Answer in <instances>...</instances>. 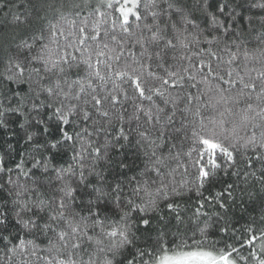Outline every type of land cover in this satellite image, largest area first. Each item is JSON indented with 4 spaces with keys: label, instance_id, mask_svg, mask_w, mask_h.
I'll list each match as a JSON object with an SVG mask.
<instances>
[{
    "label": "snow or ice",
    "instance_id": "1",
    "mask_svg": "<svg viewBox=\"0 0 264 264\" xmlns=\"http://www.w3.org/2000/svg\"><path fill=\"white\" fill-rule=\"evenodd\" d=\"M5 8L0 264H264V0Z\"/></svg>",
    "mask_w": 264,
    "mask_h": 264
},
{
    "label": "trees",
    "instance_id": "2",
    "mask_svg": "<svg viewBox=\"0 0 264 264\" xmlns=\"http://www.w3.org/2000/svg\"><path fill=\"white\" fill-rule=\"evenodd\" d=\"M189 2H191V0H189ZM5 11H8V9L5 8L3 11H0V23H3V22H4V12H5ZM257 14H259V13H257ZM9 19H10V17H9ZM4 135H5L4 133L0 132V136H4ZM9 142L15 144V139H14V138L9 139ZM20 150H22V148H21ZM13 159L18 160L19 157L14 153V154H13ZM10 166H11V165H10ZM244 222H245V220H243V219L240 220V223H241V224H243Z\"/></svg>",
    "mask_w": 264,
    "mask_h": 264
}]
</instances>
